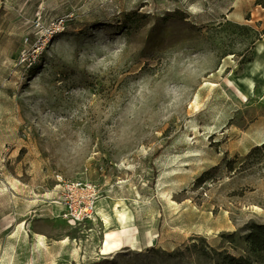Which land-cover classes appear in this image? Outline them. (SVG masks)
I'll return each instance as SVG.
<instances>
[{"label": "rangeland", "instance_id": "374dc122", "mask_svg": "<svg viewBox=\"0 0 264 264\" xmlns=\"http://www.w3.org/2000/svg\"><path fill=\"white\" fill-rule=\"evenodd\" d=\"M259 41L264 0H0V264H264V94L231 77ZM58 176L131 211L127 245L101 254V198L64 220Z\"/></svg>", "mask_w": 264, "mask_h": 264}, {"label": "built area", "instance_id": "2783aa9c", "mask_svg": "<svg viewBox=\"0 0 264 264\" xmlns=\"http://www.w3.org/2000/svg\"><path fill=\"white\" fill-rule=\"evenodd\" d=\"M63 17L52 18L48 23L41 19L34 20V27L46 30L52 36L64 28ZM62 186L60 202L63 204L62 217L73 226L90 224L97 220L96 204L102 197L101 188L94 182L85 179L63 178L58 176Z\"/></svg>", "mask_w": 264, "mask_h": 264}, {"label": "bare ground", "instance_id": "6f19581e", "mask_svg": "<svg viewBox=\"0 0 264 264\" xmlns=\"http://www.w3.org/2000/svg\"><path fill=\"white\" fill-rule=\"evenodd\" d=\"M255 56L248 61L245 73L239 75L236 72L231 73L232 79L242 88L245 93L252 97L255 94L257 86L260 92L264 94V43L259 41L256 45ZM258 144L264 141V137L258 139ZM122 218H128V210L120 212ZM123 229L122 232H125ZM136 244V242H134ZM122 245L121 234L115 231H106V237L101 247V254H109L120 248Z\"/></svg>", "mask_w": 264, "mask_h": 264}, {"label": "crops", "instance_id": "0c3cea01", "mask_svg": "<svg viewBox=\"0 0 264 264\" xmlns=\"http://www.w3.org/2000/svg\"><path fill=\"white\" fill-rule=\"evenodd\" d=\"M107 197H109V196H107ZM107 197H104V198L101 197V199L99 200V202L97 204V213L101 216V218L107 219V223H109V226L111 228H113V230H115V232H117L118 234L124 235L121 247L114 250V252H115V251L123 248L125 245H127L126 244V235H129V234L131 235V233L134 234L135 232L132 230L131 226L125 225L126 220L120 216V212L122 213L123 211H126L128 209H125L124 207L119 206L118 204H116L114 202V200L112 198L109 199ZM57 205H59L58 207H60V209L63 208V204H61V202L58 203ZM128 213H129L128 214L129 217L127 218V220H128L127 222L129 224H131L133 214L129 210H128ZM25 225H26V223H25ZM123 229H126V231L122 232ZM22 238L24 240L32 242L34 250H35V248H37V249L40 248L41 241H42L40 238H37L35 236H31L28 233L26 235H22ZM128 242H130V241H128Z\"/></svg>", "mask_w": 264, "mask_h": 264}, {"label": "trees", "instance_id": "16d2710c", "mask_svg": "<svg viewBox=\"0 0 264 264\" xmlns=\"http://www.w3.org/2000/svg\"><path fill=\"white\" fill-rule=\"evenodd\" d=\"M264 145V142L262 143ZM252 249H264V224L254 223L250 227V232L247 236ZM228 264H251L245 257L230 256Z\"/></svg>", "mask_w": 264, "mask_h": 264}]
</instances>
